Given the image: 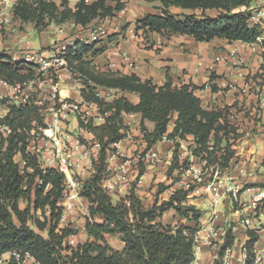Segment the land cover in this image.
I'll use <instances>...</instances> for the list:
<instances>
[{
	"label": "trees",
	"instance_id": "trees-1",
	"mask_svg": "<svg viewBox=\"0 0 264 264\" xmlns=\"http://www.w3.org/2000/svg\"><path fill=\"white\" fill-rule=\"evenodd\" d=\"M106 0L86 3L79 0L75 9L68 7L64 0L57 5L53 0H16L12 6V15L22 22H31L40 31L51 23L73 21L86 26L94 19L112 16L122 8V3L112 7ZM163 4L162 15L149 14L137 21V29L171 32L191 35L197 41H208L214 37L228 40L254 42L257 31L248 25L249 11H235L247 6L251 0H160ZM169 6L188 9H201L202 13L178 15L168 11ZM206 9H217V17L207 16ZM3 32L0 23V34ZM99 41L86 44L76 41L68 45L64 53L66 67L77 72L83 78L81 95L84 101L95 103L104 122L96 125L92 118L84 122L78 117V125L87 129L93 139L99 143V156L94 163V173L82 181L79 192L88 202V215L84 229L88 239L72 247L66 238L75 233L70 227L58 228L63 209L59 201L64 189L65 176L52 167H43L29 146L43 137L42 130L47 127L44 121V105L36 103V93H31L25 102L16 104L9 97L0 98L6 104L8 113L0 118V255L6 252L28 254L37 264H191L194 260L196 225L177 224L171 226L159 221L165 209L173 208L176 213L188 220L198 222L200 210L187 204V196L193 185L175 189L169 198L159 205L145 207L135 192L138 177L145 172L141 165L136 180L132 183L128 195L114 203L103 187L107 171V154L116 150L111 147L123 140L129 131L124 124L122 113H140L142 139L148 149L162 138L173 119V130L168 138L184 139L193 136L195 144L193 154L206 160V166L218 164L227 167L234 151L229 139L236 136V128L228 121L224 110H207L202 107L199 98L193 93V85L173 87L168 81L164 85H155L151 80H141L136 75H116L96 71L88 56H94L103 50L96 48ZM34 63L14 60L0 52V80L9 85H20L31 81L43 80L41 72ZM96 86L119 89L136 93L139 101L131 103L120 96L106 101L96 92ZM144 119L154 123L149 131ZM3 128V131H1ZM225 141L226 144L221 146ZM178 143L175 144L177 150ZM20 156L21 163L16 160ZM187 163H183L185 166ZM177 153L173 152L168 176L180 168ZM167 186L161 190H165ZM25 201L26 206L20 207ZM48 212L41 221L34 213ZM31 222V223H29ZM38 230H46L44 236ZM248 240L244 245L245 264L254 260L253 245L258 235L247 230ZM107 235H118L123 243L121 249L112 248L106 241ZM231 231L225 234L219 257L213 264H222L226 249L233 245ZM6 264H18L10 257Z\"/></svg>",
	"mask_w": 264,
	"mask_h": 264
},
{
	"label": "crops",
	"instance_id": "crops-1",
	"mask_svg": "<svg viewBox=\"0 0 264 264\" xmlns=\"http://www.w3.org/2000/svg\"><path fill=\"white\" fill-rule=\"evenodd\" d=\"M53 1L60 5L64 0ZM65 1L68 7L74 10L79 0ZM105 2L112 7L117 2H121L122 8L114 12L112 16L94 19L86 26L66 21L58 24L51 23L40 31L33 23L22 22L13 17L12 6H0L2 9L0 23L3 28L0 34V52L11 56L14 60L43 57L45 54L58 52L63 46L73 45L76 41L92 43L95 41L92 37L93 30L101 27L102 31L96 34L99 41L96 48L103 47V50L94 56H88L96 71L116 75H136L141 80H151L159 86L168 81L177 88L183 85H193L196 87L193 93L199 98L203 108L207 110L225 109L228 113V121L236 128L238 137L229 139L234 155L227 167L219 169L218 176L220 179L229 177L226 187H231L233 190L223 194L220 204L213 205L212 195L206 189V182L202 181L194 186L190 197L192 199L189 200L190 204L201 212L198 222L181 216H176L175 221L181 219L177 224L196 225V240L199 246L196 264L214 263L219 256L227 231H231L234 238L232 247L226 251L227 264H244V245L249 238L248 229L258 235L253 246L258 258L256 264H264V209L253 204L255 198L264 194V108L261 111L256 109L254 89L245 87V84H256L261 70L264 69V53L261 48L257 44L251 45L242 40L231 41L214 37L208 41H197L187 34L137 29V21L147 15H162L163 4L160 0H106ZM258 5H260L259 0H251L247 6H240L235 11H249ZM261 5L264 13V3ZM168 11L180 18L190 14L199 16L202 13L201 9L178 6H169ZM204 13L210 17H217L219 10L206 9ZM28 31L39 34V47L34 48L30 42L18 47ZM45 47L48 48L45 49ZM231 52H234L233 56L216 61L217 56H226ZM56 68L60 76L57 85L59 97L67 103L77 104L80 110L87 112L89 118L93 119L94 124H102L104 117L99 114L97 105L84 101L81 95L83 86L73 80L72 73L62 62ZM95 92L106 101L120 96L126 97L133 104L139 101L136 93L123 92L119 89L96 86ZM20 94L21 92L19 93L15 87L4 84L0 80V98L9 97L11 101L17 103ZM54 102L58 107L53 108L50 104L49 109L52 111L44 110L45 123L47 125L54 123L68 139L79 134L88 144L92 145L93 150L96 149L93 135L79 127L76 112L62 108L59 101ZM8 111L7 105L0 103V118ZM175 118L176 114L170 121L164 137L147 149L140 129L141 114L122 113L123 122L128 126L129 131L126 138L111 145L116 148L118 156L110 158L109 174L103 180V186L109 194L113 195L111 191L119 190L121 197L125 186L130 181L129 178H134L135 171L130 169V162L133 160L123 161L120 157L131 154L138 148L139 152H144L142 160L146 163V170L137 183L135 191L143 203L148 201L146 205L149 204L151 192L155 188L150 186L153 183L164 182L169 186L165 190V200L175 189L187 187L186 182L180 176L179 180L173 181L171 176H165L161 172L164 164H170L177 142L179 157L182 153L180 163L186 160L183 153L185 148L195 146L191 135H187L180 141H173L167 137L173 130ZM64 120L70 121L74 134L65 132L67 125ZM144 125L149 131H152L155 126L147 119H144ZM47 148V139H39L29 146L33 152H45ZM150 151L157 153L156 159H150L148 156ZM188 160L195 165L199 162L196 156ZM176 171L175 169L171 175L174 176ZM93 172L94 169L91 167H79L75 170V174L81 181L87 179ZM79 204L81 207L77 206ZM77 208L85 216L88 215V202L84 197H79L75 201V207L69 212H77ZM246 219L249 220V224L245 223ZM81 233L86 234L84 224ZM9 258V253L2 254L0 264H6ZM25 264L37 263L29 257Z\"/></svg>",
	"mask_w": 264,
	"mask_h": 264
},
{
	"label": "built area",
	"instance_id": "built-area-1",
	"mask_svg": "<svg viewBox=\"0 0 264 264\" xmlns=\"http://www.w3.org/2000/svg\"><path fill=\"white\" fill-rule=\"evenodd\" d=\"M15 1L16 0H0V6L11 7L15 3ZM84 1L86 3H91L94 0H84ZM259 1H260V5L255 6L251 10H249V15H248V20H247L248 24L250 25V27H254L257 31V36H256L255 41L249 42V43L251 45L257 44L261 48L262 52L264 53V13H263V6L261 5L264 3V0H259ZM1 10L2 9H0V14H2ZM101 31H102L101 27H98L95 30H93V32H92L93 40H97L96 34H98ZM67 46L68 45L63 46L57 52L60 54V56L58 58H54L52 60V62H47V64L50 65L48 70L47 69L45 70L43 65L38 66L37 69H38V72H41L42 76L44 77L43 80L47 79L45 77L46 76L48 77L49 76L48 71L50 72V76L48 79V81H49L48 85L50 88L49 99H52L53 102L59 101L61 103L62 108H68V109L72 110L73 112H76L77 118L80 117L84 122H86L89 119L87 112L80 110V108L78 107L77 104L67 103L66 101L62 100L59 97V91H58L57 85H58V80L60 79V76L56 72V69H57L56 66L62 62L66 67V63H65L63 55L66 51ZM231 55L233 56L234 52H231L226 56H217L215 59H216V61H220V60L227 59ZM34 59H37V58H31V59L27 58L26 60H32L33 61ZM239 62H241V60H239ZM72 77L76 83H79L84 87L83 78L77 72L72 73ZM45 81H47V80H45ZM35 82L36 81H31L27 84H24L23 88L26 87L27 85L33 86V84H35ZM4 84H7V83L4 82ZM7 85H9V84H7ZM11 86L15 87L18 92H21V90H22L20 85H15V86L11 85ZM246 86L248 89H251V88L254 89V95L256 98V105L255 106H256L257 110L261 111L264 108V69L261 70L260 76L258 78V82L256 84H245V87ZM33 87L36 88V85H34ZM27 95H28V93H27ZM25 101L26 100L23 99V101H21L20 103H23ZM12 102H14V101H12ZM36 103L39 105H42L39 102V100H37V98H36ZM49 126H50V128H48ZM81 130H83L85 132H89L85 128H81ZM1 131H3V128H1ZM58 132L60 133L59 136L57 135ZM42 133H43V137L40 139H47L48 140V148L45 150V152H41V151L36 152L35 151V153H37V157L39 159V162L43 167H52V168H55L56 170H58L64 174V176H65L64 189H63L59 204L61 205L63 212L71 211L75 207V201L79 197H81L79 195V192H80V189L82 186V181L76 176L75 170H76V168H79V167H83V168H85V167L90 168L91 167L94 169V163L98 159V157H96L95 161L93 162V160L91 159L92 158L91 152L89 151L88 147L85 144H81L78 140L72 141L71 139H68L67 136H65V133H62V131L58 130V128L56 127V125L54 123L51 125H47V127L42 130ZM127 135H128V133H127ZM164 135L162 136V138L164 137ZM176 140L180 141L182 139L177 137L173 141H176ZM115 144H117V143H114L113 145H115ZM95 147L97 149L98 156H99V148L100 147H99V143L97 141H95ZM96 149H94V152H96ZM193 149H194V147L185 148L183 153L186 156V160H184V162L187 164L185 165L184 168L181 167V171H178L179 176L181 177V179L184 182H186L187 185L189 182H192L194 179H199V180L203 179V178L206 179L205 180L206 189L208 191H210V193L212 195L211 196L212 204L213 205L220 204L222 202V199H223V194L233 190L231 187H229V188L226 187V181L229 180V177L226 176L225 178L220 179L218 176V173H219V169L221 167L218 164L207 167L206 166V160L202 159L199 156L194 155ZM115 150H116V148H115ZM116 151L114 153H116ZM148 156L150 157L151 160H154L157 158L158 155L155 151H150ZM181 156H182V153L180 154V157ZM192 156H196L199 159L198 164L195 165L191 161L188 160V158H190ZM180 157L178 155V160L180 159ZM208 170L211 171V175H213V177H214L212 180H207L206 177L201 178L203 173L208 171ZM141 176L138 177L137 183L141 179ZM253 204L256 207H262V209H264V194L258 198H255L253 200ZM245 223L249 224V220L246 219ZM228 249L225 250V252L222 256V264L228 263L227 256H226V251ZM198 251H199V246H198L196 236H195L194 260L192 261L191 264H196ZM244 252H245V261H246L247 255H246L245 249H244ZM6 253H9L10 257H13L18 262V264H25L27 259L30 257L28 254L23 255V254L16 252V251L6 252ZM253 253H254V260H253L252 264H256L258 261V258L255 255L254 247H253ZM245 261H244V264H245ZM0 263H1V261H0Z\"/></svg>",
	"mask_w": 264,
	"mask_h": 264
},
{
	"label": "rangeland",
	"instance_id": "rangeland-1",
	"mask_svg": "<svg viewBox=\"0 0 264 264\" xmlns=\"http://www.w3.org/2000/svg\"><path fill=\"white\" fill-rule=\"evenodd\" d=\"M26 34H27V36H25L24 38L21 39L18 47L20 48L21 46H23L24 43H27V42L32 43L33 44L32 46H34V48L39 47V45H40L39 34L34 32V31H28V32H26ZM46 48H48V47H45V49ZM59 56H60V54L55 51L53 54H50V55L49 54H45V56L38 57L37 59H34L33 61L32 60H26V59L22 60V61H26L28 63H34L36 66H40V65L42 66L43 65L44 69L48 70L50 65L47 64V62H52V60L54 58H58ZM35 70L38 72L37 68H35ZM48 75L50 76V72L49 71H48ZM49 76L45 77V78H47V79H45L47 81H45V80H36L35 84H33V86L36 85V88L33 87L32 85H27L26 87L22 88L21 94L19 96V102H17V104H20V102L23 101V99L26 100L28 95H30L31 93H36L37 100H39V102L42 105H44V107H46V110L48 112L52 111L51 109H49L50 106L53 107V108L54 107H58V105L55 104V102H53L52 99H49V95H50V92H49L50 89H48V87H49V85H48ZM27 93H28V95H27ZM44 113H45V111H44ZM64 122L67 125L66 128H65V132L67 134H74V130L70 126V121L69 120H64ZM48 128H50V126ZM67 128H71V130H67ZM57 135L59 136L60 133L58 132ZM235 135L236 136H234V137L232 136L230 138V140L231 139H236L238 137L237 131H236ZM71 140L72 141L73 140H78L81 144H85L88 147L89 151L91 152V157H92L91 159L93 160V162L95 161V158L98 157L97 149H96V152H94V150L91 149L92 145L88 144L86 142V140L82 136H80L79 134H76L73 138H71ZM221 144L224 146L226 144V142L223 141ZM230 148H231V145H230ZM174 151L177 153V157H178V155H179L178 154V150H174ZM107 155H108L107 156V171H108L107 175H108L109 174L108 165H109V161H111L110 158L112 156H116L117 157L118 155H117V153H110V152ZM143 156H144V152H142V151L139 152V148H138L136 151L132 152L131 154H128V155L120 157L123 161L133 160V162H130V169H131V171L134 170L135 172L133 173L134 178H132V177L129 178L130 181H128L127 185L125 186V188L123 190L124 192L122 193L121 197L119 196L120 195L119 190L111 191V192H113V195H111V194H109L108 190L103 186L107 190L108 194L111 196V199H112V201L114 203L118 202L120 198H124L125 196L128 195V192H129V190L131 188L132 183L136 180V178L138 176V172H139V169L141 168V165H145L146 166V163L142 160ZM172 159H173V157L170 160V164L172 163ZM16 160L19 163L22 164L21 159L19 158V156L16 157ZM97 160L95 161V163L97 162ZM183 163L184 162L180 163V166L182 168L185 167V166L182 165ZM170 164H166V165L164 164L162 166L161 172H162L163 175L168 176L167 174H168V168H169ZM181 167L176 169L177 171L174 174V176L171 175V177L170 176H168V177H170L173 181L179 180L180 178H179L178 171H181ZM76 176H77V174H76ZM203 177H206L207 180H212L214 178L213 175H211V171L210 170L204 172L203 175L201 176V178H203ZM103 180H105V178ZM205 180L206 179H204V178L200 179V180L199 179H194L192 182L188 183L187 187L190 184V185H193V188H194L195 185L200 184V183H202V181H205ZM102 184H103V182H102ZM150 186L151 187H155V188H154V191L151 192V197L149 198V204L146 205V203L148 201L147 202L145 201L143 203L141 198H140L142 204L145 207H151V206H153L155 204L159 205L160 203L165 201L164 196H165V190L167 188L165 190H161V189L163 187H165V186L169 187L164 182H160L158 184L153 183ZM136 187H137V184L135 186V189H136ZM187 197H188L187 198V204H190L189 200L192 199V198H190L191 197V192L189 193V195ZM19 204H20L21 208H24L26 206V202L25 201H22ZM77 206L81 207L80 204L77 205ZM34 215H35L36 218H38V219H40L42 221L45 216H48V212L46 211L45 216L41 215L40 211L35 212ZM86 216L81 210H78V208H77V212H74V213H71L69 211L68 212H62V217H61V220H60V222L58 224V228L70 227L71 229L75 230V233L73 235L68 236L66 238L67 244L71 245L72 247H76L78 244H82L88 239L86 234L81 233L83 224L85 223ZM176 216H179V215L176 213V211L173 208L165 209V211L162 213V216L159 218V221H161L164 224H170L171 226H175V224L180 223V220H181L180 219V220L175 221L176 220ZM29 223H31V222H29ZM31 227L36 229L42 235H44V236L47 235L46 230H41L40 231L34 225H31ZM106 241L114 249H121L122 246H123V243L119 239L118 235H108V236H106Z\"/></svg>",
	"mask_w": 264,
	"mask_h": 264
},
{
	"label": "bare ground",
	"instance_id": "bare-ground-1",
	"mask_svg": "<svg viewBox=\"0 0 264 264\" xmlns=\"http://www.w3.org/2000/svg\"><path fill=\"white\" fill-rule=\"evenodd\" d=\"M49 132V131H48Z\"/></svg>",
	"mask_w": 264,
	"mask_h": 264
}]
</instances>
